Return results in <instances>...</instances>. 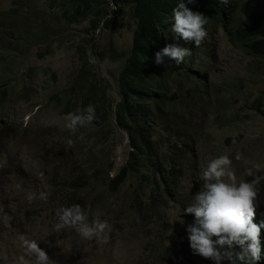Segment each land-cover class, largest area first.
I'll return each mask as SVG.
<instances>
[{
	"label": "rangeland",
	"instance_id": "obj_1",
	"mask_svg": "<svg viewBox=\"0 0 264 264\" xmlns=\"http://www.w3.org/2000/svg\"><path fill=\"white\" fill-rule=\"evenodd\" d=\"M246 1L242 5L248 8L264 2ZM14 2L0 0V264H19L24 255L21 236L38 241L55 264H189L186 228L195 218L185 210L202 187L201 173L208 162L228 155L237 181L250 182L248 170L257 164L264 170V114L252 109L253 100L261 97L264 113V62L249 66L246 53L228 41L220 24L213 25V33L202 42L206 47L197 51L204 71L199 97L190 108L176 104L171 111V119L184 116L189 121L186 136L193 140V151L185 165L196 166L197 173L188 175L186 169L171 198L160 194V206L147 211L144 205L152 187L141 186L135 175L117 190H109L108 182L127 160L126 135L117 130L101 143L96 139L103 136L100 127L89 124L72 130L66 120L67 105L78 102L80 95L72 90L78 89L74 78L81 51H87L90 63L114 92L122 57L132 43L135 21L130 11L91 37L86 32L89 19L67 25L61 34L59 9L49 0H30L26 18L5 23ZM246 15L240 11L237 25L246 22ZM27 27H33L37 36L43 30L60 35L47 39L52 40L49 48L42 40L24 46ZM11 39L14 47L9 46ZM156 133L165 154L170 143L160 128ZM102 156L104 166L92 169L91 161ZM138 190L142 204H137ZM41 191L48 194L47 202L27 198L32 192L38 197ZM256 191L257 209L263 213L264 183ZM71 202L88 209L90 220L96 216L107 220L111 231L93 240L72 229L56 231V209ZM196 258L197 264H212Z\"/></svg>",
	"mask_w": 264,
	"mask_h": 264
},
{
	"label": "trees",
	"instance_id": "obj_2",
	"mask_svg": "<svg viewBox=\"0 0 264 264\" xmlns=\"http://www.w3.org/2000/svg\"><path fill=\"white\" fill-rule=\"evenodd\" d=\"M29 1L15 0L5 23L11 24L18 18H26L24 15ZM244 1L248 3L246 0H227L225 4H221L220 0H196L195 4L188 7L206 16L208 34L213 33V25L220 24L228 41L246 53L251 61L249 66L255 68L257 64L264 62V2L259 7L250 8L249 5V9L248 6L242 5ZM49 2L51 6L59 9L57 20L63 23L58 25L61 34L67 25L89 19L86 32L92 37L101 28L115 24L126 9L130 11L135 21L132 43L128 54L122 57L123 62L115 80L114 92L108 81L101 77L90 63L87 51H81L80 67L74 78L78 89L72 90V94L80 92V95L78 102L72 100L73 103L66 104L69 106L66 114L86 109L91 104L95 107L97 116L92 125L100 127L103 133V136L95 135L99 142L102 143L103 139L115 134L117 130L126 135L129 148L127 160L119 173L108 182L109 190H117L128 176L135 175L141 186L147 184L152 187L150 198L144 205L145 209L151 211L158 208L161 204L160 194L171 198L186 169L189 171L188 175L197 173L193 169L196 166L185 165L186 156L193 151V140L189 142L186 136L189 121L185 122L184 116H177L176 121L171 119L173 118L171 111L176 104H181L182 109L190 108L191 102L199 97L198 88L204 79V71L201 70L197 51L206 45L201 43L196 47L194 42L188 43L177 39L170 32L172 12L178 0H49ZM240 11L247 14L246 22L237 25L236 17ZM25 33L27 42L24 46L36 45L38 40H42L47 48L52 44V40L47 39L60 35L58 31L43 30L42 35L37 36L38 32L33 30V27L32 30L27 27ZM14 42V39H11L9 46L14 47ZM168 45L189 48L191 54L185 57L184 62L178 67L174 62L172 67L167 64L157 65L155 53ZM31 74L30 69L27 76ZM1 92L4 97L8 94L3 89ZM261 100V97L255 98L252 109L264 114L261 110ZM183 123L185 126L181 125ZM158 128L166 134V139L170 143L165 154L159 150L162 141L155 138ZM104 164L102 156L96 162L91 161L90 166L94 169L101 168ZM105 174L107 178L108 172ZM135 195L139 199L137 204H142L139 190L135 191ZM164 195L161 196L165 197ZM262 220L264 211L262 213L257 209L254 222L259 223ZM260 239L264 253V229L261 230ZM189 248L190 245L187 250L185 249L189 264H192V261L197 264V255ZM258 264H264V254Z\"/></svg>",
	"mask_w": 264,
	"mask_h": 264
},
{
	"label": "clouds",
	"instance_id": "obj_3",
	"mask_svg": "<svg viewBox=\"0 0 264 264\" xmlns=\"http://www.w3.org/2000/svg\"><path fill=\"white\" fill-rule=\"evenodd\" d=\"M195 3L196 0H178L172 12L170 32L175 38L194 42L199 47L208 34V20L203 13L188 7ZM220 3L225 4L227 0H220ZM190 54L189 48L168 45L155 53V63L172 67L174 62L178 67ZM96 119V110L91 104L66 116L67 127L72 130L92 124ZM68 143L71 144L72 140L68 139ZM247 175L253 177L250 182L237 181L228 155L210 160L202 171V187L185 210V214L195 218L186 228L194 255L210 260L212 264H258L264 254L260 239L264 220L254 222L258 206L256 186L264 183V170L257 164L248 170ZM27 198L47 202L48 194L41 191L37 197L32 192ZM55 216L56 231L72 229L86 240L103 238L112 227L99 216L90 220L88 209L79 204L60 206ZM20 240L24 255L19 258V264H55L38 241L26 236H21Z\"/></svg>",
	"mask_w": 264,
	"mask_h": 264
}]
</instances>
